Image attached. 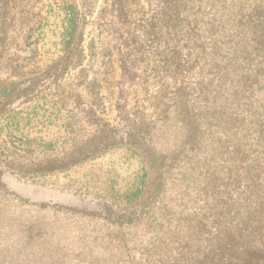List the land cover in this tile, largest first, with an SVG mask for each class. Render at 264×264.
I'll list each match as a JSON object with an SVG mask.
<instances>
[{"label": "trees", "instance_id": "trees-1", "mask_svg": "<svg viewBox=\"0 0 264 264\" xmlns=\"http://www.w3.org/2000/svg\"><path fill=\"white\" fill-rule=\"evenodd\" d=\"M149 19L137 48L154 58L166 108L120 143L48 156L41 176L83 183L103 200L104 232L89 243L109 264H264V0H155ZM117 150L121 170H104L97 160ZM71 243L59 238L54 258L70 259ZM35 250L0 261H36Z\"/></svg>", "mask_w": 264, "mask_h": 264}, {"label": "rangeland", "instance_id": "rangeland-1", "mask_svg": "<svg viewBox=\"0 0 264 264\" xmlns=\"http://www.w3.org/2000/svg\"><path fill=\"white\" fill-rule=\"evenodd\" d=\"M153 8L155 0H0V256L32 259L36 249V261L0 264H109L89 243L104 232L103 200L83 183L41 175L48 156L76 157L107 137L120 143L166 108L154 58L137 48L148 43ZM117 153L97 161L121 170ZM66 235L70 259L54 258Z\"/></svg>", "mask_w": 264, "mask_h": 264}]
</instances>
